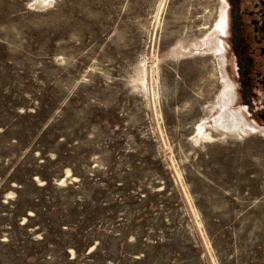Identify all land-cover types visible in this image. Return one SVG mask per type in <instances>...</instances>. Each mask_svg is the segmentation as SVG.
I'll use <instances>...</instances> for the list:
<instances>
[{"label":"rangeland","instance_id":"374dc122","mask_svg":"<svg viewBox=\"0 0 264 264\" xmlns=\"http://www.w3.org/2000/svg\"><path fill=\"white\" fill-rule=\"evenodd\" d=\"M33 1L0 0V264H133L139 200L162 189L150 264L264 256V135L212 122L229 110L226 0ZM111 176L76 261L75 221Z\"/></svg>","mask_w":264,"mask_h":264},{"label":"flooded vegetation","instance_id":"af4514ba","mask_svg":"<svg viewBox=\"0 0 264 264\" xmlns=\"http://www.w3.org/2000/svg\"><path fill=\"white\" fill-rule=\"evenodd\" d=\"M231 105L242 122L264 131V0H226ZM257 123L249 122L236 104ZM247 120V121H246Z\"/></svg>","mask_w":264,"mask_h":264},{"label":"trees","instance_id":"16d2710c","mask_svg":"<svg viewBox=\"0 0 264 264\" xmlns=\"http://www.w3.org/2000/svg\"><path fill=\"white\" fill-rule=\"evenodd\" d=\"M80 176L79 183L81 184L84 180L85 175L81 173H76ZM47 178V177H46ZM13 179H16L20 182V179L13 177ZM49 180V179H48ZM33 181V180H32ZM50 183V180L46 182V185ZM45 185V186H46ZM102 187L97 188L94 191V195L92 196V201L95 202V205H93L90 209L89 215L85 216L82 219H79L80 221H75V251H77V256H75V260L79 261L82 253L80 252V248L87 249L91 242H93L94 238L89 240L87 237L83 240V234L82 231L86 227H90L93 224H96V218L98 215H100L104 209V206L100 204L98 201L100 198L97 194L103 193L101 191L106 190L108 187H113L116 185V178L114 176L110 177V180L103 181ZM134 184L130 183V181L127 183V187H132ZM126 186L123 188L128 189ZM19 195V194H18ZM165 195V190L162 189V191H155L151 195H147L146 197H141L140 202L143 206V211L140 212L137 217L133 219L132 224H134V227L138 229V233L135 235V242H133L132 246L133 248L130 250V255L133 258V264H150L151 261L155 260L156 258H159L161 255V249L165 245V241H160L158 239H152L150 235L145 234V223L149 219V217L153 214L154 211H156L158 205L162 201V198L160 196ZM164 199V198H163ZM117 206V204H114ZM79 206V203H75V218L79 215L80 211L77 210ZM28 208V207H27ZM27 208L24 211H20L18 218H20L22 215L27 214ZM34 210V214L32 217H29V219H32L33 217L39 218L42 216L40 213H38V210L35 207H29ZM36 224H39V227H41L40 223L35 222ZM97 226V225H96ZM43 239H48V235L46 234V231L43 232ZM151 240V241H149ZM102 241H100V245ZM148 243L149 247L146 249V247H142L141 245H146ZM102 246H98L96 249L100 251ZM170 247H173L172 244ZM98 254V252H97ZM137 256H134L136 255ZM120 263V261H119ZM116 263V260H114L113 264H119ZM254 264H264V256L261 252L257 254V260Z\"/></svg>","mask_w":264,"mask_h":264},{"label":"bare ground","instance_id":"6f19581e","mask_svg":"<svg viewBox=\"0 0 264 264\" xmlns=\"http://www.w3.org/2000/svg\"><path fill=\"white\" fill-rule=\"evenodd\" d=\"M51 0H44V4H42L43 8L48 6ZM41 6V5H40ZM229 85L226 84L225 90H224V104L227 105L224 108H228L229 110H221L219 109L217 115L213 119V127L215 130L220 131L226 135H238V131L240 129V126L243 124L241 116L237 114L232 108L231 105V96L228 88ZM222 103V100H221ZM220 108V107H219ZM221 110V112H220ZM220 113V115H218ZM247 121V120H246ZM212 125V124H211ZM260 132H264L260 130ZM210 132L205 128L204 124L201 123L198 125L196 134L194 135V139L198 141L201 138H210Z\"/></svg>","mask_w":264,"mask_h":264},{"label":"water","instance_id":"95a60500","mask_svg":"<svg viewBox=\"0 0 264 264\" xmlns=\"http://www.w3.org/2000/svg\"><path fill=\"white\" fill-rule=\"evenodd\" d=\"M42 4H44V0H34L33 1V5L37 8H43ZM41 5V6H40ZM241 112H242V109L241 108H238ZM243 113V112H242ZM244 115V113H243ZM245 116V115H244ZM246 118V117H245ZM262 134L264 135V132H262Z\"/></svg>","mask_w":264,"mask_h":264}]
</instances>
